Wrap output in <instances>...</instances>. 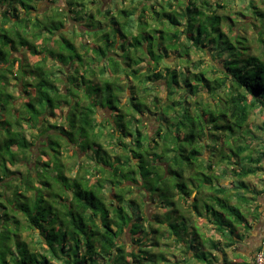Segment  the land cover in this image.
<instances>
[{
    "label": "trees",
    "instance_id": "1",
    "mask_svg": "<svg viewBox=\"0 0 264 264\" xmlns=\"http://www.w3.org/2000/svg\"><path fill=\"white\" fill-rule=\"evenodd\" d=\"M109 1L0 0V264H180L149 249L169 239L185 260L230 264L222 254L249 231L233 198L247 202L245 179L264 172L254 148L264 124L250 125L264 111V13L254 0L240 10L235 0ZM244 11L252 41L234 32ZM24 48L35 64L16 57ZM192 50L219 59L222 78ZM162 89L166 99L154 95ZM100 107L112 118L100 122ZM64 109V125L49 124ZM151 112L152 133L139 120Z\"/></svg>",
    "mask_w": 264,
    "mask_h": 264
},
{
    "label": "rangeland",
    "instance_id": "2",
    "mask_svg": "<svg viewBox=\"0 0 264 264\" xmlns=\"http://www.w3.org/2000/svg\"><path fill=\"white\" fill-rule=\"evenodd\" d=\"M111 1L112 0H110L108 3H111ZM114 1V7H113V9H115L116 8V3H117V1L116 0H113ZM116 1V2H115ZM255 1V3H256V5L261 9V11L264 13V0H254ZM249 3H250V0H243V2H241L240 0H235V7H237L236 9H238V10H240L241 8H244V7H247L248 5H249ZM63 4V5H62ZM62 4H57V6H64V4H65V0H63V2H62ZM100 5H102V3L100 4ZM108 4L107 3H105V5H104V7L106 8V6H107ZM126 5H128L127 4V2L125 3V6ZM46 9H49V7H48V5H43V6H41L40 7V10H39V12H38V14H42L43 13V11L44 10H46ZM245 13H246V15H247V17H245V18H243V19H241L243 22H241L240 23V30H234V32L235 33H237L238 32V35H240L241 37H246V38H248V39H250L251 41L254 39V37H253V35H254V28H251V27H243L244 26V24L245 23H252V21H254V19H252L253 17H252V13H249L248 11H244ZM35 14V13H34ZM240 20V21H241ZM239 23V22H238ZM75 24V23H74ZM69 25H71L70 27H69V29H71L74 25L72 24V23H70ZM87 26H89L88 25V21H87ZM224 30H227L226 29V27H224ZM79 34V33H78ZM74 35V33H71V36L70 37H68L69 39L70 38H72V36ZM80 35V34H79ZM76 43V46H78L79 44H80V40L79 39H77V41L75 42ZM37 45H39V46H42V42L41 41H38L37 42ZM207 51V50H206ZM20 53H22V54H16V57H21V55H22V57L24 56V55H26V61H28L30 64H35L36 63V61H37V57H34V56H32V55H30L29 54V51L28 50H26L25 48L24 49H22L21 50V52ZM48 53V52H47ZM83 53H85L84 51H83ZM253 53H258V51L254 48V51H253ZM49 54L50 53H48V54H46V56L48 55L49 56ZM45 56V54L44 55H42V57H44ZM191 58H192V61L194 62V63H198L199 62V60L200 59H207L208 60V63L203 67L204 68V70L206 71V76L208 77V78H211V79H215L216 77H220V78H222V75L220 74V73H217L216 71H215V68L213 67V66H219L218 64H217V62L219 61V59H216L215 61H213L210 57H208V56H206V54L204 53V52H202V51H195V50H192V54H191ZM53 60V57L52 56H50V60ZM210 59V60H209ZM212 60V61H211ZM168 62L169 63H173V62H175V60H174V58H172V59H170V60H168ZM51 66H53L54 64H53V62H51V64H50ZM15 67H16V69H17V64L15 65ZM212 67V68H211ZM66 70H68L69 71V68H66ZM187 71V73L189 74V75H191V73L193 72V71H195V70H193V69H191V68H189V70H186ZM81 74H83V71L81 72ZM62 77H65V76H63L62 75ZM78 77H81V76H78ZM86 81L87 82H85V84L89 87V91L91 92V94H92V97L94 98V99H96L98 102H99V104H101L100 106H102V105H104V103H105V101H103L104 99L102 98V99H100V94H101V92H97L96 90V82H94V81H92V80H90V79H86ZM89 81H92L91 82V84H89L90 82ZM13 83H14V85H16L21 91H23V86H22V83H20L19 81L17 82V81H13ZM95 86V87H94ZM60 87H62L61 85H60ZM17 95V94H16ZM103 95V94H102ZM154 95H158L159 96V98L160 99H166V93L163 91V89L161 90V91H159L158 93H156L155 92V94ZM99 110V120H100V122H104V120L106 119V118H109V119H111L112 118V114H111V112L110 111H107L106 109H104V108H99L98 109ZM152 112L153 111H155L153 108H152V110H151ZM148 113L146 116H145V118H143V119H140L139 118V120H140V122L142 123V122H144L145 123V125L147 124L148 126H149V130H150V132L152 133L153 132V129H154V125L156 124V120H158V117H153V113H155V112H153V113ZM66 113H67V111H66V109H64L62 112L60 111V110H57L56 111V117H54V118H51V120L49 121V124H53L54 122H56L57 123V125H64V117L66 116ZM139 117V116H138ZM264 122V111H262L261 110V108L260 109H257L256 111H255V114L252 116V119H251V124L250 125H252L253 127L254 126H261L262 124H264L263 123ZM108 128H109V124H107V123H104ZM255 128V127H254ZM253 128V129H254ZM256 131H258V130H256ZM261 132V131H260ZM259 132V133H260ZM33 133H37V131H33ZM27 135H28V140L29 141H31V140H33V136L32 137H30V135H33V134H30V131H28L27 132ZM259 136H262V135H264V131L263 132H261L260 134H258ZM259 140H262V139H258V141H254V148L256 149H258V148H264V139L261 141V142H259ZM42 143V139H41V141H37V146L39 145V143ZM73 148H74V146H72ZM72 147H70V150L71 151H74V149L72 148ZM260 148V149H261ZM34 151H35V154H38L39 153V149H36V147L34 148ZM40 156V155H39ZM63 158H65V155L63 156ZM81 158H83V155H81ZM47 159H49V157L48 156H45V157H43V160L44 161H47ZM78 161V159L75 157L74 158V160H73V162H72V164H70V166L71 167H74V165H75V163ZM87 161V160H86ZM74 163V164H73ZM263 166H264V163H263ZM20 168V171L21 170H23L24 172L26 171V170H24L25 168H26V166H24V165H21V166H19ZM15 169V168H14ZM220 169V166H218L217 168H216V170L218 171ZM76 171V170H75ZM26 173V172H25ZM69 177H74V175H69ZM257 178L259 179L260 178V176L259 175H257ZM254 179V182L256 181L255 179L256 178H253ZM107 196H108V194H107ZM157 197H160V196H158L157 195ZM158 210V209H157ZM157 210H155V209H153V210H149V214H151V211H157ZM166 211V210H165ZM160 212V211H159ZM158 212V213H159ZM161 212H164V209L162 210L161 209ZM153 214V213H152ZM175 219V218H174ZM194 223H195V225L198 227V231L201 233V234H203L204 235V240L206 239V238H208V237H212V240L213 241H215V242H217V240H218V234H216V235H214L213 233H211L210 232V230H208L207 228H205L204 227V225L202 224L203 222H202V220L200 219H197V217L195 216V218H194ZM243 230V229H242ZM244 231V230H243ZM213 232V231H212ZM152 238H153V236H152ZM155 241H157V237L154 239ZM121 242H124L125 244H126V252L128 253L129 252V250L131 249V247H133L132 245H130V242H131V240H130V237L128 236V235H125L124 237H122V239L120 240ZM159 241V240H158ZM165 244H169V245H172L173 246V249H172V247L171 248H169V247H166V246H164ZM160 245V244H159ZM157 246V245H155L156 247H153V246H150L149 247V249H152V251H154V253H161L162 251V253H164V252H166V253H168L169 255H175V257L180 261V264H201V263H196V262H194V261H192L191 260V262L189 263V262H185L186 260V255H184L183 254V252H182V250L180 249V248H178V247H175V245L176 244H174V242L171 240V239H169V240H161V246ZM137 249V248H136ZM169 250H175V251H169ZM212 255H214L215 254V251H212ZM167 254V255H168ZM158 255V254H157ZM223 256H225L226 257V259H227V261L230 263V264H232V263H234V262H237V260L240 258V257H238L237 255H236V252L233 250V249H227V251H226V253H225V255H223ZM171 256H169V258H170ZM172 258V257H171ZM256 258V257H255ZM173 259V261L175 260L174 258H172ZM158 261V263L160 264L161 263V261H159V259H157ZM240 260V259H239ZM256 261V260H255ZM174 263V262H173ZM219 264L221 263V264H223L224 262H223V260H220L219 262H218ZM52 264H62L61 262H53ZM149 264H152L151 262H149ZM174 264H176V263H174ZM179 264V263H178Z\"/></svg>",
    "mask_w": 264,
    "mask_h": 264
},
{
    "label": "crops",
    "instance_id": "3",
    "mask_svg": "<svg viewBox=\"0 0 264 264\" xmlns=\"http://www.w3.org/2000/svg\"><path fill=\"white\" fill-rule=\"evenodd\" d=\"M264 123V122H263ZM263 125V124H262ZM259 136V135H258ZM260 139H264V135L259 136ZM262 140H259L261 142ZM260 178L258 179L257 176H250L245 179V183L248 184L249 190L243 189L240 190L239 194L245 196L247 198V202L245 201H236L233 198V204L236 205L238 208L245 211L247 217L249 219V231H243L242 229L238 228L237 235L235 236V248L233 249L236 252V255L240 257L237 262L246 261L248 264H256L255 262V255L257 251L263 247L264 243V172L259 174ZM256 178L255 182L254 179ZM224 179V178H223ZM230 179L221 180L222 184L229 185L231 183ZM250 190H256L260 192L258 199L253 201L254 195L250 192ZM236 194V191L233 192ZM258 213V217H254V213ZM175 251V250H169ZM194 253V252H193ZM191 253L189 261L186 260L185 262H191L192 257L194 254ZM215 255V254H214ZM174 258V255H171ZM224 257L223 254L221 256ZM221 264V263H220ZM224 264V263H223Z\"/></svg>",
    "mask_w": 264,
    "mask_h": 264
},
{
    "label": "built area",
    "instance_id": "4",
    "mask_svg": "<svg viewBox=\"0 0 264 264\" xmlns=\"http://www.w3.org/2000/svg\"><path fill=\"white\" fill-rule=\"evenodd\" d=\"M264 247V243H263ZM256 264H264V251H261L256 256Z\"/></svg>",
    "mask_w": 264,
    "mask_h": 264
}]
</instances>
